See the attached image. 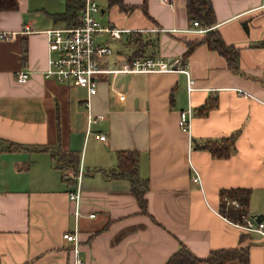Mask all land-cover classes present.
<instances>
[{"label": "crops", "instance_id": "1", "mask_svg": "<svg viewBox=\"0 0 264 264\" xmlns=\"http://www.w3.org/2000/svg\"><path fill=\"white\" fill-rule=\"evenodd\" d=\"M209 1L212 28L237 50L236 71L203 43L182 58L186 42L204 32L190 30L185 0H120L122 7L96 0L97 21L126 30L119 38L96 35L112 50L102 67L116 66L141 42L138 56L181 58L190 91L182 72L99 73L90 94L43 78L42 30L66 26L50 17L64 0H16V9L0 11V32L9 34L0 38V264H71L61 234L75 226L66 196L74 180H62V170L72 171L55 161L66 153L81 171L80 264H163L180 244L201 258L245 242L247 264H264V241L250 233L240 242L246 232L217 212L220 189L247 188L246 211L264 223V0ZM19 69L30 75L18 83ZM186 109L184 133L177 116ZM87 113L104 118L87 124ZM231 134L227 157L192 147ZM121 150L137 154L144 212L127 179L107 176Z\"/></svg>", "mask_w": 264, "mask_h": 264}, {"label": "built area", "instance_id": "2", "mask_svg": "<svg viewBox=\"0 0 264 264\" xmlns=\"http://www.w3.org/2000/svg\"><path fill=\"white\" fill-rule=\"evenodd\" d=\"M160 1L167 2V0ZM98 10L99 7L96 0H83L79 10V23L77 25L50 27L42 30L49 54L47 66L42 72L43 78H50L57 83L72 82L84 87L86 93L90 94L95 88L96 76L99 73L122 74L170 71L184 73L186 76V91L192 90V79L188 77L186 65L179 57L128 56L112 68L102 67L101 59L109 55L112 50L107 44L96 41V35L105 33L109 38H119L120 33L126 30L102 26L95 18ZM189 24L191 31H205V29L199 27L195 19H190ZM24 30L27 32L29 28L25 26ZM6 35L9 34L0 32V38H4ZM29 75V70L19 69L14 73V81L18 83L23 82ZM189 117V109L179 111L177 116V126L184 133L188 130ZM103 118L102 114L93 115L87 113L86 122L87 124H91ZM98 139H103V135L99 134ZM60 175L62 180L68 178L74 180V187L66 192V196L73 203L72 215L75 225L72 231L63 232L61 238L71 244L69 250L71 253V264H80L78 240L76 237V220L79 217L78 204L80 202V191L78 182L81 178V171L78 168L75 173H68L62 170ZM192 180H196V177L193 176ZM221 200L224 201L225 205L239 210L242 209V205L234 198L223 196ZM217 212L222 215L218 210ZM90 216L89 214L88 217ZM229 221L244 232L255 234L264 241L263 221H256L247 211H241L238 220Z\"/></svg>", "mask_w": 264, "mask_h": 264}, {"label": "trees", "instance_id": "3", "mask_svg": "<svg viewBox=\"0 0 264 264\" xmlns=\"http://www.w3.org/2000/svg\"><path fill=\"white\" fill-rule=\"evenodd\" d=\"M83 0H64V9L62 12L50 14L54 21H61L66 26H74L79 23V10L82 6ZM109 3H116L122 7L120 0H108ZM16 0H0V11L16 9ZM184 8L187 18L195 19L199 27L205 29L201 38L194 41L186 42V49L182 54L185 57L189 51L199 43L206 45L208 49L216 51L221 55L226 66L236 71L237 50L232 45H226L220 39L217 31L212 28L214 23V16L210 6L209 0H185ZM143 47L141 42H138L129 57L138 56L137 52ZM21 58H24V49L22 50ZM182 60V59H181ZM203 109L206 106L202 107ZM234 135L231 134L227 137L219 139H205L199 143H192V147L201 148L206 150L210 156L215 158H224L230 154L233 147ZM35 149L46 151L45 146H35ZM8 149V148H7ZM54 158V154H50ZM60 160L63 166L69 167L72 173L77 170V157L74 154L66 153L60 155L55 161ZM115 166L107 172V176L111 178H125L129 182L130 191L136 198L140 211H145V200L143 193L146 189V180L139 179L136 173L137 154L134 151H117L115 153ZM58 167V166H57ZM249 190L247 188H226L220 189L218 192V211L224 217L231 221L239 219L241 211H246V203ZM223 196L236 199L241 205L242 209H235L229 205H225L221 200ZM248 233L241 235L239 241L247 238ZM247 249L248 243L240 244L232 248H221L211 250L204 257H197L192 254L183 244L172 252L163 264H226L228 261H236L238 264H247Z\"/></svg>", "mask_w": 264, "mask_h": 264}, {"label": "water", "instance_id": "4", "mask_svg": "<svg viewBox=\"0 0 264 264\" xmlns=\"http://www.w3.org/2000/svg\"><path fill=\"white\" fill-rule=\"evenodd\" d=\"M251 216H253L256 221H259L262 218L260 214H252Z\"/></svg>", "mask_w": 264, "mask_h": 264}]
</instances>
